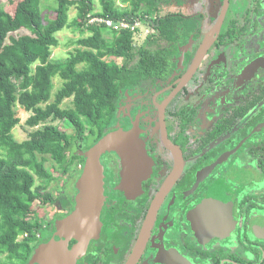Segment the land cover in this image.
<instances>
[{
    "label": "flooded vegetation",
    "instance_id": "1",
    "mask_svg": "<svg viewBox=\"0 0 264 264\" xmlns=\"http://www.w3.org/2000/svg\"><path fill=\"white\" fill-rule=\"evenodd\" d=\"M164 9L173 66L125 89L105 133L136 129L143 163L101 156L102 229L76 264H264V0Z\"/></svg>",
    "mask_w": 264,
    "mask_h": 264
},
{
    "label": "trees",
    "instance_id": "2",
    "mask_svg": "<svg viewBox=\"0 0 264 264\" xmlns=\"http://www.w3.org/2000/svg\"><path fill=\"white\" fill-rule=\"evenodd\" d=\"M54 1V15L46 22L41 0H17L11 10L0 3V264H26L36 245L49 239L51 231L37 216L52 200L47 187L54 175L45 167L46 156L65 174L76 161L83 165L78 151L107 132L124 90L166 77L173 61L165 42L179 37L165 15L155 20L157 33L141 41L137 31L86 24L92 0ZM100 1L102 11L92 15L118 19L130 14L114 7L112 0ZM131 2V14L143 10L142 4V14H149L159 13L157 3L166 0ZM71 5L77 8L72 24L88 34L73 42L67 59L53 61L55 33L68 25ZM21 29L29 32L16 36ZM56 77L62 85L50 101ZM65 99L71 106H62ZM17 106L32 112L25 122L32 130L22 141L13 136L20 122ZM53 121L66 122L74 132L63 131ZM81 170H76V180ZM65 194L67 198L57 197L62 205L72 202Z\"/></svg>",
    "mask_w": 264,
    "mask_h": 264
},
{
    "label": "water",
    "instance_id": "3",
    "mask_svg": "<svg viewBox=\"0 0 264 264\" xmlns=\"http://www.w3.org/2000/svg\"><path fill=\"white\" fill-rule=\"evenodd\" d=\"M136 136L137 130L134 128L117 130L105 134L89 148L78 151L84 163L75 181L74 207L63 218L55 220V233L47 241L36 245L26 264H76L90 241L100 236L102 229L105 188L101 156L114 151L127 160L128 165H140L145 151ZM72 239L76 242L69 246Z\"/></svg>",
    "mask_w": 264,
    "mask_h": 264
},
{
    "label": "rangeland",
    "instance_id": "4",
    "mask_svg": "<svg viewBox=\"0 0 264 264\" xmlns=\"http://www.w3.org/2000/svg\"><path fill=\"white\" fill-rule=\"evenodd\" d=\"M17 0H0V3L4 5L5 8H8L9 10L12 9L15 2ZM114 7L120 9V10H127L129 13H132V2L131 0H112ZM157 2V1H156ZM167 2V0H166ZM166 2L163 4L161 2L158 4V9L160 12L164 11L166 7ZM56 7V2L54 0H41V10L44 16V22L51 19L54 15L53 8ZM92 12L88 16H91L93 12H100L102 11V3L100 0H92ZM146 8V5H141L140 9ZM143 10L138 11V15L142 14ZM165 12V11H164ZM142 15H156L154 13L149 14H142ZM77 16V8L75 5H71L68 10V25L65 26L63 29L59 30L55 33L56 38L58 39L57 46L52 47V55L51 59L53 61H63L68 58L69 52L72 51L75 47L74 41H76L77 38L87 35L88 33L81 34L80 30L72 24V20ZM157 18H154V23ZM108 31H111V29H107ZM147 30H149V33H146ZM29 31L26 29H21L18 32L15 33V35L28 33ZM138 36L140 40H144L146 36H152L153 33H157V29L153 24L149 25H142L137 30ZM54 87L52 91V98L50 101H53L54 94L56 91L61 87L62 80L58 77L54 78ZM44 106V104L42 105ZM63 107L71 106V100L65 99L62 103ZM16 112L18 117L20 118V122L14 127L13 129V136L17 141H22L28 137V132L32 130L28 126L25 125V122L27 118L32 114L31 111H25L21 107H16ZM55 125H58L59 128H61L63 131H66L67 133H73V129L64 121H53ZM45 123H42L39 127H42ZM40 157V156H38ZM47 160L45 162V167L51 171L54 175V180L51 181L48 184L47 190L52 194V201L48 202L43 207L39 208L37 211V216L42 220L43 225L47 224L50 220L53 218V214L56 211V204L58 203L57 197L64 193H71L74 192V182H75V173L76 170L79 169V161H76L73 166L69 169V171L65 174L62 172V170L59 168V166L48 156ZM39 182V179H37V183ZM42 183L45 185V181H42ZM65 191V192H64ZM2 259V257H1Z\"/></svg>",
    "mask_w": 264,
    "mask_h": 264
},
{
    "label": "built area",
    "instance_id": "5",
    "mask_svg": "<svg viewBox=\"0 0 264 264\" xmlns=\"http://www.w3.org/2000/svg\"><path fill=\"white\" fill-rule=\"evenodd\" d=\"M156 17H157L156 15L150 16V15H142V14L141 15L129 14L125 17L115 19L109 16L94 14L88 16L85 19V22L86 24L99 25L114 31H120L123 29L137 31L138 28L143 24L154 25V18ZM146 33H149V30H147Z\"/></svg>",
    "mask_w": 264,
    "mask_h": 264
}]
</instances>
